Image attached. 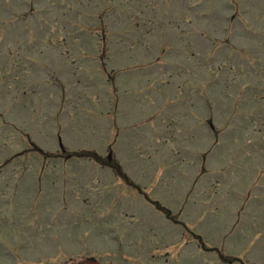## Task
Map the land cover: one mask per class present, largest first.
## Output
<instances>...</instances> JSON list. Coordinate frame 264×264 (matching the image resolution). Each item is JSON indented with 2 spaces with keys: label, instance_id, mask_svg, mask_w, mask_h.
<instances>
[{
  "label": "rangeland",
  "instance_id": "374dc122",
  "mask_svg": "<svg viewBox=\"0 0 264 264\" xmlns=\"http://www.w3.org/2000/svg\"><path fill=\"white\" fill-rule=\"evenodd\" d=\"M93 263L264 264V0H0V264Z\"/></svg>",
  "mask_w": 264,
  "mask_h": 264
},
{
  "label": "flooded vegetation",
  "instance_id": "af4514ba",
  "mask_svg": "<svg viewBox=\"0 0 264 264\" xmlns=\"http://www.w3.org/2000/svg\"><path fill=\"white\" fill-rule=\"evenodd\" d=\"M87 260L88 261H95V259L93 258V257H89V258H87ZM81 262L83 263V262H85V260H81ZM94 264V263H93Z\"/></svg>",
  "mask_w": 264,
  "mask_h": 264
}]
</instances>
